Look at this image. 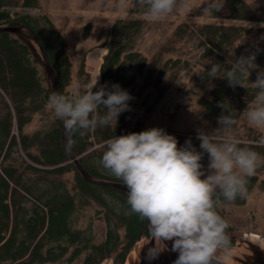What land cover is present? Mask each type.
Instances as JSON below:
<instances>
[{
    "label": "trees",
    "instance_id": "trees-1",
    "mask_svg": "<svg viewBox=\"0 0 264 264\" xmlns=\"http://www.w3.org/2000/svg\"><path fill=\"white\" fill-rule=\"evenodd\" d=\"M37 0H0V26L24 24L32 30L45 50L55 73L56 91L71 94L72 63L67 53V42L48 15H32L17 10L36 7ZM144 10L137 0H130L125 14L110 27L106 40L107 52L99 67L100 84L111 87L118 83L133 97L130 110L122 113L117 125L98 127L84 135L69 137V144L80 165L98 180L123 183L104 169L99 161L105 151L104 142L114 136L141 132L138 125L130 126L136 101L151 87L160 98L178 75L189 67L187 60L164 57L173 50L174 41L162 43L159 50L146 57L133 49L136 37L144 26ZM201 10L185 16L173 32L175 40L191 33L198 36V63L194 78L205 86L196 101L201 109L197 129L190 134L166 131L182 147L189 138L200 151L198 131L212 132L219 127L218 117L228 114L220 105L230 108L238 121L246 116L249 103L255 98L252 83L257 71L264 70V29L236 22L264 23L263 0H225L224 7L214 12V19L222 21L195 23ZM223 20H226L224 22ZM256 52L257 69L253 70L246 87L229 86L227 79L209 78L206 75L212 63L230 70L236 59ZM198 73V74H197ZM82 84L89 80L83 60L78 65ZM96 91V89L94 90ZM50 83L43 66L35 59L28 46L7 31H0V264H42L55 261L69 251L70 262L86 251L81 264H100L111 259L123 264L133 245L142 237H149V224L130 213L128 192L85 180L69 156L63 139V122L56 118L48 106ZM101 115L104 109L100 108ZM44 119L40 128L27 131L26 126L36 116ZM150 129V128H149ZM261 130L250 128L240 138L255 141ZM264 156V147L246 145ZM208 160L205 153L202 162ZM257 174L249 179L248 193L254 186L264 189V178ZM72 173L71 188L61 178ZM246 199L223 201L217 208L226 221L223 205L243 204ZM93 206L101 213L104 234L93 242L90 226L79 229L73 226L76 209ZM229 223V222H228ZM228 246L235 243V227L229 223L226 230ZM264 237V228L261 231ZM69 263V262H68Z\"/></svg>",
    "mask_w": 264,
    "mask_h": 264
},
{
    "label": "clouds",
    "instance_id": "clouds-1",
    "mask_svg": "<svg viewBox=\"0 0 264 264\" xmlns=\"http://www.w3.org/2000/svg\"><path fill=\"white\" fill-rule=\"evenodd\" d=\"M137 4L152 22L178 13L187 16L197 7L194 0H137ZM224 4L225 0H202L198 7L202 16L210 17ZM121 6H126V0H121ZM256 55H242L230 70L212 63L206 75L227 79L233 88H245L257 69ZM252 86L257 91L248 105L246 121L264 129V70L257 71ZM82 87L68 95L52 91L48 97L49 108L63 122L69 137L117 125L119 116L130 110L133 97L118 83L111 87L100 84L97 75ZM220 106L228 114L218 117L219 127L211 133L198 131L200 151L190 138L180 147L174 135L157 127L104 142L99 164L127 187L130 213L148 221L155 242H172L171 251L178 253L174 264H216L218 250L229 244V223L217 208L223 201L248 198L249 179L264 167V156L242 146L264 147V135L255 141L242 140L235 114ZM205 153L209 160L206 169L202 163Z\"/></svg>",
    "mask_w": 264,
    "mask_h": 264
},
{
    "label": "rangeland",
    "instance_id": "rangeland-1",
    "mask_svg": "<svg viewBox=\"0 0 264 264\" xmlns=\"http://www.w3.org/2000/svg\"><path fill=\"white\" fill-rule=\"evenodd\" d=\"M129 2L130 0H126V6H121V0H37L38 5L36 7H21L17 8V10L32 15H40L42 13L48 15L64 35L67 42V53L72 63V78L69 85V91L72 93L77 86H81L80 90L82 91V86L87 85L99 75L102 57L107 52L105 43L110 27L117 18L125 14V9ZM194 2L197 5L194 10H198V6L202 0H194ZM142 17L145 23L136 37L132 48L149 57L159 50L162 43L174 41V49L166 51L164 57H177L181 60H187L190 65L178 75L177 79L174 80L173 84L160 98H156L155 90L151 87L143 92L140 100L136 101L135 113L130 121V126L138 125L142 129L157 127L163 128L166 131L190 134L197 129V120L202 112L196 98L205 88L204 85L197 83L194 78L195 73L200 67L197 61L199 56L197 47L198 36L193 32L181 40L174 39L173 32L178 24L185 19V15L178 13L157 22L149 20L146 14H143ZM210 21L218 22L222 20L202 15L195 18L196 24ZM223 21L226 22V20ZM236 23L264 29V23ZM31 42L35 45V42ZM36 49L39 52L37 47ZM96 49L101 50L97 57L99 61L97 65L89 61V53ZM82 60L84 70L89 74V80L85 84L81 82L83 77L78 75V65ZM43 122L44 119L39 118L37 115L26 126V130L31 132L40 128ZM237 126L239 133L243 135L250 128H254L248 125L246 116L238 119ZM259 130L264 134V129ZM202 163L206 169L209 160ZM258 175L260 178H264V170L258 172ZM61 178L71 188L72 173H66ZM222 208L228 222L235 227V231L232 234L236 240L232 246L218 250L217 260L224 261V259L221 260L218 258L231 260L227 255L232 252H234V256L239 255L241 248H244L243 246H252L251 243L254 242L252 240H257L256 237L250 236L252 233L258 235L262 242L264 241V237L261 234L264 228L263 188L254 186L243 204L226 203ZM73 219V226L76 228L83 230L88 225L90 226L89 232L92 235L93 242H98L102 239L104 222L101 213H96L93 206L85 205L81 208L78 207ZM137 242L141 244V249H144L145 245L150 242V237H142ZM135 244L133 247L137 245ZM159 245V247H165L167 249V246L164 244L159 243ZM71 248L72 246L69 247V252ZM149 250L151 248L148 249V254ZM152 251L155 252V255L159 252L157 249ZM69 252L59 256L55 261L44 262L42 264H81V261L86 255V251L83 250L78 257L70 262L68 260ZM106 262H112V260L106 259L101 264H105ZM126 262L127 259L124 264ZM228 264L236 263L231 260Z\"/></svg>",
    "mask_w": 264,
    "mask_h": 264
},
{
    "label": "water",
    "instance_id": "water-1",
    "mask_svg": "<svg viewBox=\"0 0 264 264\" xmlns=\"http://www.w3.org/2000/svg\"><path fill=\"white\" fill-rule=\"evenodd\" d=\"M0 31L10 32V33L14 34L16 37L23 40V42H25V44L28 46V48L30 49V51L33 54V56L35 57V59H37V61L43 66L44 71H45L47 78L49 80V83H50L51 92L56 91L55 73H54L52 67L50 66V63H49V60H48V57H47L45 50L43 49V47L39 43L38 38L34 35L32 30L29 29L26 25L21 24V25H17V26H10V25L0 26ZM31 41L35 42V45L38 48L39 52H37V49H36L34 43H32ZM63 139H64V142L66 144V147H67V150L69 152V156H70L71 160L73 161L77 170L80 172V174L82 175V177L85 180L92 182V183H95V184L111 186V187L118 188V189H121V190L128 192L127 187L125 185H123V183L98 180V179L92 177L80 165L77 157L73 153V150L71 149L70 144H69V137L65 133L64 128H63ZM149 237H150V242H148L145 245V247L147 249L152 248L155 244V240L152 238L151 234ZM164 244H165V246H167V249L164 250V253H161L158 255L156 254L155 256H152L149 260H147L148 254L145 255V253H147L148 250H147V252L145 250L144 254H142L140 256L137 264H174V261L177 259L178 253L171 251V248H172V242L171 241H165ZM253 253H255L256 257L264 264V256H262L261 251H259L258 249H254ZM216 264H222V263L217 261Z\"/></svg>",
    "mask_w": 264,
    "mask_h": 264
},
{
    "label": "bare ground",
    "instance_id": "bare-ground-1",
    "mask_svg": "<svg viewBox=\"0 0 264 264\" xmlns=\"http://www.w3.org/2000/svg\"><path fill=\"white\" fill-rule=\"evenodd\" d=\"M100 51H101L100 49H96V50L91 51L89 53V55H90L89 56V61L95 63L96 65L99 64V61H98L97 57L99 56ZM250 236L257 238V240H254V239L252 240L251 239L252 242L254 241L253 242L254 244L251 243L252 246H250V247H248V245L243 246L244 248H241L240 251L238 250L240 252L239 255L234 256L233 255L234 252H232L231 254L227 255V257L230 258L232 261H234L236 264H263L256 257V255H255V253H253V251H254V249H258L259 251H261L262 256H264V241L262 242V240H260L258 235L254 234V233L250 234ZM139 242H141V241H139ZM260 244H262V245H260ZM134 247H133L134 249L132 248L131 251L129 252V254L127 255V257H126V259H127L126 264H136L137 260H139L138 259V254H139V258H140V256L142 254H144L145 250H146V252L148 250L146 247H144V249H141V244L140 243H138ZM155 249H157L159 251L158 254L164 253V250H166V248H164V247L163 248L159 247V243H157V242H155L154 246L151 248V250H155ZM246 249H248V250H246ZM151 250H149V254H148V252L145 253V255L148 254L147 260H149L152 256L155 255V252H153V251L151 252ZM126 259H125V261H126ZM218 259H221V260L224 259V261L217 260V261L221 262L222 264H225V263L228 264V262L231 261V260L226 259V258H218ZM125 261L123 262V264L125 263ZM105 264H114V263L113 262H108V263L106 262Z\"/></svg>",
    "mask_w": 264,
    "mask_h": 264
},
{
    "label": "built area",
    "instance_id": "built-area-1",
    "mask_svg": "<svg viewBox=\"0 0 264 264\" xmlns=\"http://www.w3.org/2000/svg\"><path fill=\"white\" fill-rule=\"evenodd\" d=\"M95 89V88H94ZM94 89H93V91H94Z\"/></svg>",
    "mask_w": 264,
    "mask_h": 264
}]
</instances>
